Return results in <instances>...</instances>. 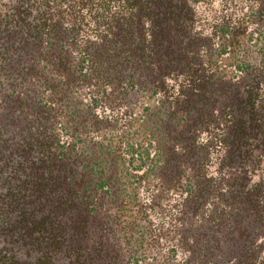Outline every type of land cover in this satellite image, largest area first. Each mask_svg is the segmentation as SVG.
<instances>
[{
    "label": "trees",
    "instance_id": "1",
    "mask_svg": "<svg viewBox=\"0 0 264 264\" xmlns=\"http://www.w3.org/2000/svg\"><path fill=\"white\" fill-rule=\"evenodd\" d=\"M199 1L0 0V65L13 35L33 46L8 92L29 99L26 127L0 121V264H264V228L241 225L264 226V63L223 66L244 35L214 43ZM82 89L88 104L69 108ZM140 178L177 207L152 255L108 233L134 225L121 216Z\"/></svg>",
    "mask_w": 264,
    "mask_h": 264
},
{
    "label": "rangeland",
    "instance_id": "2",
    "mask_svg": "<svg viewBox=\"0 0 264 264\" xmlns=\"http://www.w3.org/2000/svg\"><path fill=\"white\" fill-rule=\"evenodd\" d=\"M257 7H259L257 0H200L197 2L196 15L199 18V23L195 27H202L205 33L212 37L211 40L214 43L226 41V36L224 38L222 33L223 27L231 28V32L233 33L231 37L234 39H238L241 34L244 35L242 38L244 41L236 43V46L233 47L234 55L230 56L232 52L228 53L227 51L221 53V56L217 57H223V66L228 64L227 67H231L229 63L235 62L236 58H245L250 61L251 67L257 66L260 68L263 65L264 59L261 46L264 44V39L260 38V32L264 31V21L262 26L259 22L264 20V11L260 13L261 15L258 14L257 11H254ZM14 41L19 42L22 46H13L12 42ZM6 42L8 43L5 47L7 49L6 55L11 58L10 61L12 62L0 65V121L5 123L8 127H12V129L19 131V129L26 127L23 126V116L26 110L31 108V103L28 101L29 99H27L25 106L21 107L19 104H16L18 101L17 97L15 98L14 95H12L13 98L10 97L8 92L10 90V81H12L11 77H17L14 81H18L22 78V75L23 77L30 76V73H24L25 71H21L20 69L24 63L30 60L33 46L28 43H23V40L19 41V39H15L14 35L6 40ZM39 68H41V64ZM262 88L264 89V85ZM24 91L25 90H22L21 92L23 95L25 94ZM81 92L82 94L76 96L80 92L72 91L75 96L72 97L73 101H69V108H73L75 105L86 106L88 104L89 99H87L88 94L86 93V89H82ZM81 99L82 102H78ZM259 102L260 100L256 101V103ZM139 110H141V107H139ZM74 116H80V114L75 113ZM85 118L90 117L88 116ZM70 128L73 129V127ZM253 137L254 132L250 131L248 136L240 138L244 140L242 142L243 148L248 146V142ZM218 150L220 151L221 148H212V151ZM218 157L219 155H216L215 152H211V157L209 156L207 162L209 173H215L214 168L216 167ZM254 176L256 177V175ZM154 182L155 181L150 179L146 181L140 178L131 185L130 197L132 200L129 202L130 206L123 211L121 217L123 220L130 221V223L134 225L132 228H127L128 230L123 226V222H120L121 229H119L118 226L116 228L113 223L110 227L108 226V233L114 247H116V242L121 246L123 245L126 251H128L130 246H135L137 249H140V251H145L148 255H152L157 251L160 244L166 246L170 244V237L173 232L172 226L175 223V218L170 213L174 212L175 209L177 210V207L174 199L166 197L167 195L169 196V193L166 194L163 202H160L159 196L150 198L148 194L152 186H155V184L153 185ZM134 192L136 193L134 194ZM145 194L148 195V198H143ZM261 194H263L264 198V189L261 190ZM161 203L165 205V209L167 210L166 215H162L160 212ZM241 215L244 217L241 225L246 226L248 229L261 231L264 228L258 220H254L253 217L249 216L247 213ZM233 217L232 215L231 218ZM116 224H118V222H116ZM134 233L135 237L133 239H128L123 236V234ZM183 255L184 253L179 251L177 260H181Z\"/></svg>",
    "mask_w": 264,
    "mask_h": 264
}]
</instances>
